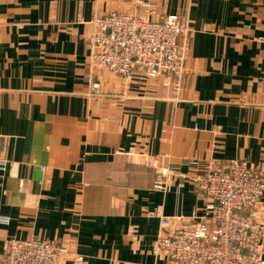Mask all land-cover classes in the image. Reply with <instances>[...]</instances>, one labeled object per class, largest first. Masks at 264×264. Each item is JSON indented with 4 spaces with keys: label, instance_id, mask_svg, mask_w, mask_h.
<instances>
[{
    "label": "crops",
    "instance_id": "0c3cea01",
    "mask_svg": "<svg viewBox=\"0 0 264 264\" xmlns=\"http://www.w3.org/2000/svg\"><path fill=\"white\" fill-rule=\"evenodd\" d=\"M110 13L187 23L179 101L92 67V22ZM258 38L264 0H0V254L35 239L82 259L63 264H172L151 254V214L201 216L189 178L235 161L264 178ZM254 216L264 228V194Z\"/></svg>",
    "mask_w": 264,
    "mask_h": 264
},
{
    "label": "built area",
    "instance_id": "2783aa9c",
    "mask_svg": "<svg viewBox=\"0 0 264 264\" xmlns=\"http://www.w3.org/2000/svg\"><path fill=\"white\" fill-rule=\"evenodd\" d=\"M90 38L92 67L119 77L125 84L161 81L164 99L179 101L184 75L185 49L181 45L189 27L176 15L156 22L110 13L96 17ZM257 41L264 43V38ZM100 84L92 80L88 96H98ZM5 164L0 162V171ZM168 171L156 174L153 188H164ZM205 201L201 216L162 217L151 254L172 264H264L261 256L264 228L254 213L264 194V178L243 161L208 168L189 178ZM1 225L8 219L1 217ZM67 259L80 263L68 246L45 240L9 239L4 242L0 264H63Z\"/></svg>",
    "mask_w": 264,
    "mask_h": 264
},
{
    "label": "rangeland",
    "instance_id": "374dc122",
    "mask_svg": "<svg viewBox=\"0 0 264 264\" xmlns=\"http://www.w3.org/2000/svg\"><path fill=\"white\" fill-rule=\"evenodd\" d=\"M128 16V15H127ZM132 17V16H131ZM145 22H147V21H145ZM154 22H156V21H154ZM182 45V44H181ZM184 49H185V47H184ZM185 54H186V49H185ZM183 79V78H182Z\"/></svg>",
    "mask_w": 264,
    "mask_h": 264
}]
</instances>
